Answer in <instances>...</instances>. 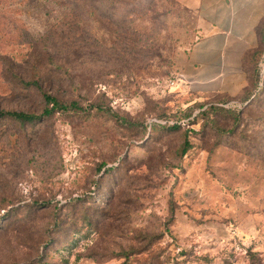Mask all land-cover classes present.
Returning a JSON list of instances; mask_svg holds the SVG:
<instances>
[{
	"label": "rangeland",
	"instance_id": "obj_1",
	"mask_svg": "<svg viewBox=\"0 0 264 264\" xmlns=\"http://www.w3.org/2000/svg\"><path fill=\"white\" fill-rule=\"evenodd\" d=\"M189 1H0V110L90 109L0 118V264H264V0Z\"/></svg>",
	"mask_w": 264,
	"mask_h": 264
},
{
	"label": "trees",
	"instance_id": "obj_2",
	"mask_svg": "<svg viewBox=\"0 0 264 264\" xmlns=\"http://www.w3.org/2000/svg\"><path fill=\"white\" fill-rule=\"evenodd\" d=\"M136 1L137 0H68L71 13H74V11H76L79 3L85 6L84 8L85 10H87V8L99 7L100 10L104 8V9H108L112 11H118L119 9H122L124 7H128L129 2L135 3ZM255 32L258 37V40L264 41V19L261 21L260 25L256 28ZM23 85L25 87L36 88L42 93L43 100L45 102V108L42 114L33 115V114H25V113H17V112H4L0 110V118H9V119L16 120L22 123H37L42 120L51 119L53 116L57 114H66L70 112L86 113L90 110V109L80 108L76 102L68 103V102L58 100L56 97H54L50 93V91H44L43 87H41V85H39L38 83H32V84L29 83V84H23ZM97 111H100L101 113L103 112L102 109H98V108H97ZM211 111L216 112V109L212 108ZM225 113L231 114V111H225ZM169 129L179 130L180 126L176 125V126L170 127ZM191 149H192V146L190 145V142L186 140L184 143L183 150H182V155H186ZM108 172H111V170H109ZM69 204H72V203H69Z\"/></svg>",
	"mask_w": 264,
	"mask_h": 264
},
{
	"label": "crops",
	"instance_id": "obj_3",
	"mask_svg": "<svg viewBox=\"0 0 264 264\" xmlns=\"http://www.w3.org/2000/svg\"><path fill=\"white\" fill-rule=\"evenodd\" d=\"M206 1V2H205ZM226 1V0H224ZM228 4L229 2L226 1ZM206 3V4H205ZM186 8L190 9L191 11H194L197 13L198 16H201V18H206L205 20L201 21V26H199V29L201 30V35L203 36L200 42L197 44V47H195L190 55V60L194 64H196L198 61H202L204 57V52L207 51L209 54V51L211 49H214V46H205L206 37L204 35V28H208V26H217V19L216 17L222 12L223 5L220 2V0H211L207 3V0H190L185 5ZM260 15L263 16L264 12H260ZM251 25L249 23H241V33L239 36V40L245 41L247 37L249 36V33L251 30L249 29ZM256 27V26H255ZM246 47V46H245ZM197 49V50H196ZM243 51L240 52V56L242 55ZM201 65H204L203 63H200Z\"/></svg>",
	"mask_w": 264,
	"mask_h": 264
},
{
	"label": "built area",
	"instance_id": "obj_4",
	"mask_svg": "<svg viewBox=\"0 0 264 264\" xmlns=\"http://www.w3.org/2000/svg\"><path fill=\"white\" fill-rule=\"evenodd\" d=\"M171 84H174V82H171Z\"/></svg>",
	"mask_w": 264,
	"mask_h": 264
}]
</instances>
